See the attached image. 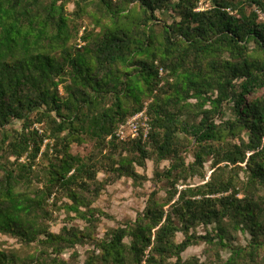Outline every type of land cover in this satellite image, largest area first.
I'll use <instances>...</instances> for the list:
<instances>
[{"label":"trees","instance_id":"16d2710c","mask_svg":"<svg viewBox=\"0 0 264 264\" xmlns=\"http://www.w3.org/2000/svg\"><path fill=\"white\" fill-rule=\"evenodd\" d=\"M200 1L0 0V235L41 247L0 264H264V0ZM145 109L149 136L119 139ZM148 161L166 197L98 237L93 205Z\"/></svg>","mask_w":264,"mask_h":264},{"label":"rangeland","instance_id":"374dc122","mask_svg":"<svg viewBox=\"0 0 264 264\" xmlns=\"http://www.w3.org/2000/svg\"><path fill=\"white\" fill-rule=\"evenodd\" d=\"M203 8L208 9L211 7V0H201ZM200 7V6H199ZM69 11L74 10V5H70L68 7ZM204 11V10H201ZM165 20L169 19V15L167 13L161 15ZM264 20V14L261 16ZM61 88V87H60ZM226 120L231 118V113L227 112L225 116ZM15 128L21 129L20 122H15L13 125ZM92 150V146L89 143L82 144L81 146L74 145L73 153L80 155H88ZM189 161H192V156H188ZM169 163H163V167L168 166ZM210 163L206 166L207 176L211 175ZM154 170L155 164L153 161H148L144 168H138V172L144 177L141 184H136L132 179L123 178L112 186L106 187L103 195L96 201L93 205L94 208L100 210L104 216L101 217L97 228L96 235L98 237H105L109 230L117 229L118 227H122L127 223H130L136 219L139 213H141L149 200V197L157 192L158 197L163 199L166 197V182L157 185L154 179ZM100 180L105 178V174L101 173L99 175ZM190 184L198 185L202 184L203 180L200 177L193 178L189 181ZM180 189L182 187H179ZM241 197V196H240ZM70 200L65 198L61 202L58 203V206L62 205L61 208H52L53 217L48 222L50 225V230L54 233H59L64 226H70L68 224V209L64 206L69 203ZM71 217L75 216V213L70 214ZM74 223L80 225L81 227H85L86 223L83 220L76 219ZM201 233H205L203 227L199 230ZM181 240V236H180ZM240 243L242 245L245 244L246 240L241 236ZM207 248L206 245L194 246L189 248L184 253V259H189L193 256L205 258L204 250ZM89 250V246L78 247L77 252L79 253V261H84L86 259L87 251ZM0 251H15L19 257L26 258L28 256L37 255L39 251H41V247L38 243H33L30 246H26L19 242L15 238L7 237L0 235ZM75 250L69 251L65 254V258L68 259ZM226 258L227 255L224 254Z\"/></svg>","mask_w":264,"mask_h":264},{"label":"built area","instance_id":"2783aa9c","mask_svg":"<svg viewBox=\"0 0 264 264\" xmlns=\"http://www.w3.org/2000/svg\"><path fill=\"white\" fill-rule=\"evenodd\" d=\"M202 2L198 11L205 10ZM151 127L149 125V118L147 116V110H143L133 117H131L125 124L121 125L116 134L119 139H137L140 137L147 138L149 136Z\"/></svg>","mask_w":264,"mask_h":264}]
</instances>
